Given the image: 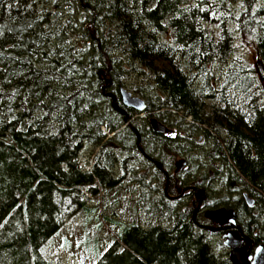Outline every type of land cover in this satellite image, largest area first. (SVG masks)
Listing matches in <instances>:
<instances>
[{
  "label": "trees",
  "instance_id": "obj_1",
  "mask_svg": "<svg viewBox=\"0 0 264 264\" xmlns=\"http://www.w3.org/2000/svg\"><path fill=\"white\" fill-rule=\"evenodd\" d=\"M76 1L87 5L94 18L101 16L96 26L102 33L90 36L92 51H77L74 58L76 46L65 40L61 17L55 20L49 9L39 11L38 0H0V264H57L45 247L63 228L68 201L85 193V202L78 205L88 218L96 207L85 205L87 193L101 191L100 206L116 201L104 197L120 187L111 171L118 163L94 157L85 168L80 153L84 141L97 139L91 132L105 127V109L113 111L101 91L99 70H106L116 88L123 87L119 74L125 73V60L141 66L153 84L146 112L164 108L211 130L213 135H205L214 151L206 149L205 163L213 166L219 158L229 178L240 179L255 199L249 206L240 197L237 217L249 220L243 230L264 245V109L249 98L240 110L207 105L198 84L211 64L233 52L226 18L201 1ZM247 8L234 19L236 30L252 38L264 66V2L253 11L251 4ZM108 57L118 74L111 71ZM148 131L141 134L145 149L135 146L138 153L144 149L154 157L172 147ZM130 135L134 144L135 134ZM159 201L163 222L125 224L93 264H230L194 226L193 209L185 213L171 206L170 211ZM246 227L263 234L252 235Z\"/></svg>",
  "mask_w": 264,
  "mask_h": 264
},
{
  "label": "rangeland",
  "instance_id": "obj_2",
  "mask_svg": "<svg viewBox=\"0 0 264 264\" xmlns=\"http://www.w3.org/2000/svg\"><path fill=\"white\" fill-rule=\"evenodd\" d=\"M199 1L205 7L212 8V10L217 11L219 15L226 18L225 23L232 31L233 39L232 54L224 62L217 61L211 64L209 69L199 77L198 84L208 96L205 98L207 105L214 102L217 106L222 104L232 106L233 104V108L240 110L246 108L242 105L245 104V99L249 98L256 102L258 108L264 109V80H261L256 66L257 54L254 42L249 36L245 38L237 32L234 20L239 14L247 11L249 4H251V10L253 11L264 0H189L192 4ZM38 4L39 11L49 9L53 17L56 16L55 20L58 16L61 17L60 29L62 28L63 34L66 35L65 40L71 46H76L74 58L77 57V51L85 54L92 51L93 40L90 36L97 37L100 35L99 31L102 33L96 26L97 21L101 20L96 18L101 16L97 15L94 18L93 11H88L86 6L83 7L81 2L78 4L76 0H38ZM89 15L92 18H89ZM108 59L111 63V71L115 75L118 74L113 70L111 57H108ZM122 63L125 73L122 71L119 75H121L123 88L146 103L150 101L154 87L150 79L146 77L144 69L138 64L130 63L129 60L122 61ZM241 81L247 83L246 86H249V88H242ZM105 111L108 116L107 123H104L105 127H101L100 132L96 129L91 132L97 138L96 140L91 141L88 139L84 141L80 153L82 156L80 164L87 167V161L92 162L94 157H100L109 165L114 161L118 163L115 170L111 171L120 180V187L117 190L108 191L104 197V201H116L108 207L105 204L100 206L101 191L97 196L87 193V199L89 200L86 201L85 205L90 204L96 207L95 215L91 218H88L78 205H83V202H85L83 197L85 193H79L75 200L70 199L68 201L63 228L47 242L45 247L47 256L57 264H93L107 246L117 238L118 232L125 224L132 221L141 224L161 223L165 220V215H160L161 210H158L160 206L159 196H161L159 192L163 190L164 176L158 172L154 164L146 166L143 163L144 158L136 151L135 146L137 143L145 149L144 142L141 143L140 140L135 138L134 144H132L130 135V131L135 134L130 124L143 134L150 133L148 131L149 126H147L149 123L144 117L146 114L139 112L140 114L134 116V120L126 124L124 118L114 110L111 112L107 108ZM171 115L172 112L168 113L167 117L172 118ZM175 115L174 133L176 135L172 138L174 140L172 141V147L154 155V157L164 159V161L166 160L172 164L177 161L179 166L171 167V172H175L177 168L179 175L185 180L192 178L191 180L199 185L201 183L199 180L204 182L210 203L220 198L219 204H223L226 208L230 207L238 210L240 206L238 197H241V192L245 191L240 184V179L238 181L236 176L229 178L227 169L222 166V161L219 162L216 159L214 163L216 167L205 163L206 149L209 150V153L214 151L212 144H210L211 141L206 138L205 132L211 135L213 133L210 132L211 130H204V126L190 127L189 124H183L181 114L176 113ZM161 117L165 116L161 115ZM110 123L111 126L108 128L107 126ZM112 125H115V127L112 128ZM181 159H185L184 164ZM227 178L229 179L227 180ZM184 198L179 200L176 205L163 203L169 209L172 206L175 211L181 209V212L187 213L193 207L188 203L189 199L184 200ZM80 199L81 201H78ZM164 208L166 210L165 206ZM150 211H157L158 214H151ZM170 211L163 213L170 214ZM253 214L260 215L259 218H261L260 211L255 210ZM105 216L112 217L110 221H114L113 217L117 221L114 223L104 221L102 218ZM245 219L243 222L247 223L249 220L246 221ZM238 222L243 223L241 219H238ZM247 229L249 231L253 229L252 235L259 236L260 230L250 227ZM206 235L214 252L220 256L228 257V248L224 245L221 234L207 232Z\"/></svg>",
  "mask_w": 264,
  "mask_h": 264
},
{
  "label": "flooded vegetation",
  "instance_id": "obj_3",
  "mask_svg": "<svg viewBox=\"0 0 264 264\" xmlns=\"http://www.w3.org/2000/svg\"><path fill=\"white\" fill-rule=\"evenodd\" d=\"M83 6H87V5H83ZM107 65H109V61H107ZM102 70H104V69H101L99 71L102 72ZM103 72L105 74H100L104 78V81H103L104 84H102V86H101V91L105 92L106 95H107V93H111V94H113L115 96V98L113 99V98H111L110 96L107 95L112 101L110 108L112 110H114L117 114L122 116L124 118V121H125L126 124H129V121L134 120L133 119L134 116L140 114L139 112H144L146 114V115H144V117L147 120V122L149 123L147 125V126H149L148 129L151 130L153 133L161 135L162 139H164L165 141L172 142V138L174 137V135H176L174 133V121H175V118H176V115H175L176 113L172 112L170 110H165L164 108L155 109L154 111H147L146 112V109L148 108V105H147V103L145 101L144 102H145L146 106H145V108L142 111L136 110L135 108H133L131 106L125 105L123 103L122 96H121V88H123V87H117L116 88L115 85H114L113 79L110 80L108 77H106V75H107L106 70L103 71ZM114 104H116L118 109H120V111H122V112H120L118 109H116L114 107L115 106ZM212 104H213V106H217L215 104V102L212 103ZM221 106L226 107L225 104H222ZM232 106H233V104H232ZM233 109H235V108H233ZM170 112H172V115H171L172 118L171 117H167V114L170 113ZM161 115H164L165 117H161ZM153 118L156 119L157 121H159L161 124H163L166 127V132L154 131L151 128V120ZM181 122L183 124H189L190 127H196V125H198L195 122H194L195 123L194 124L192 122V120L190 119V117H186V118H182L181 117ZM130 126H131L132 130L135 132L136 140H140V142H141V134H142V132L140 130H138L137 128L132 127L131 124H130ZM114 127H115V125H112V128H114ZM178 130H179V128H178ZM191 137H192V134L190 136V139H191ZM136 147L140 148V144L136 143ZM140 152H141L142 158H144L143 159V163L146 166H150L151 164L152 165L154 164L155 167L158 169V172H160L164 176L165 182H164L163 190L161 192V196H159V199H161L163 202L171 203L173 205H176L179 200H183L184 197H185L184 200H188L189 199L188 203H190V205H192V207H193L192 219H193V222H194V226L197 227L198 229H201L202 232H205V233H207V232L220 233L221 237H222V235L228 229H222V230L221 229H218V230L215 229V230H212V228H215V227L218 228L221 225L218 222H213L210 218H208L205 215V212L208 209L225 207L223 204H219V200H221V199L218 198L214 202L210 203L209 202L210 198H209L208 193L206 191V185H205L204 182L199 180V182H201L200 185H199L197 182H193V180H191L192 178L191 179L189 178V179L185 180L184 178H182L181 175H179V170H177V168L175 169V172L174 171L171 172V170H170L171 167H178L179 166V163H177V161L174 164H172V163H168L166 160L164 161V159H158L156 157H151L150 153H148V151L146 152L144 149L141 150ZM158 154H160V153H158ZM216 159L219 162H221V160H219V158L216 157ZM181 160H182L181 162L184 164L185 163V159H181ZM213 166L216 167L215 165H213ZM218 172H217V174H218ZM199 188H202L204 190V193L201 194L203 199L201 200L200 206L198 207L197 192H198ZM241 193H242L241 194V198L244 200V202L247 205H249L247 203L246 199H245L244 193H246L248 196H249V194L246 191H243ZM250 197L253 198L252 196H250ZM238 201H240V197H238ZM249 206H251V205H249ZM197 207H198V210L195 212V209H197ZM227 208L229 209L230 207H227ZM235 213H236V222L239 224L242 233L245 234V235H248L243 230V224H240L238 222L237 210H235ZM253 240H254V238H253ZM254 244H256L255 240H254Z\"/></svg>",
  "mask_w": 264,
  "mask_h": 264
},
{
  "label": "water",
  "instance_id": "obj_4",
  "mask_svg": "<svg viewBox=\"0 0 264 264\" xmlns=\"http://www.w3.org/2000/svg\"><path fill=\"white\" fill-rule=\"evenodd\" d=\"M256 66L260 73L261 80H264V66L258 58L256 59ZM99 74L105 73L102 71ZM107 95L113 99L115 98L111 93H107ZM121 96L123 103L127 106H131L139 111H142L145 108L144 101L137 96H133L125 88H121ZM114 105V107L118 109L116 104ZM118 110L120 111V109ZM151 128L154 131L166 132V127L154 118L151 120ZM203 193L204 190L199 188L197 192L198 207L203 199L201 195ZM244 196L249 205L254 204L253 198L246 193H244ZM198 207L195 209V212L198 210ZM205 215L213 222H218L221 225L218 228H212V230L228 229L222 235V238L224 245L228 248L230 264H264V245L262 243L254 244L252 237L242 233L239 224L236 222V213L234 209H228L225 207L208 209L206 210Z\"/></svg>",
  "mask_w": 264,
  "mask_h": 264
},
{
  "label": "bare ground",
  "instance_id": "obj_5",
  "mask_svg": "<svg viewBox=\"0 0 264 264\" xmlns=\"http://www.w3.org/2000/svg\"><path fill=\"white\" fill-rule=\"evenodd\" d=\"M144 101V100H143ZM145 103V102H144ZM145 106H146V104H145ZM190 207V206H189Z\"/></svg>",
  "mask_w": 264,
  "mask_h": 264
}]
</instances>
